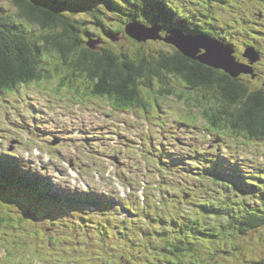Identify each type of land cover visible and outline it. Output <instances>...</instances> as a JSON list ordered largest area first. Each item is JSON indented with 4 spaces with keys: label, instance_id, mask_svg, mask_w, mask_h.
I'll return each instance as SVG.
<instances>
[{
    "label": "rangeland",
    "instance_id": "rangeland-1",
    "mask_svg": "<svg viewBox=\"0 0 264 264\" xmlns=\"http://www.w3.org/2000/svg\"><path fill=\"white\" fill-rule=\"evenodd\" d=\"M155 1L163 3L164 14L168 8H175L188 17H194L195 20H191L195 21L194 24L198 25L201 30H212L213 28L217 32V36L223 40L227 35H231V39H236L234 44L240 48L237 56L242 61L248 62L243 56L247 45H255L262 52L264 59V17L260 16L264 11V0H200L203 5L199 4L198 0ZM84 2H87L86 9L78 6L75 11L69 12V15L76 20L83 21L89 28L90 31H88L91 33L85 36L84 42L86 43H83L86 45L85 47L90 46V41L99 46L102 40L103 46L114 48L113 51L116 54L122 53L129 59L134 57L136 60L147 57L156 48L166 53L174 52L172 48L175 46L166 43L164 36L166 37L167 33L169 36H174L172 32L181 29L179 27L172 29L168 23H161L165 25L163 32L159 28H155L158 17L154 16L156 11L151 6L149 11L139 10L141 14L139 15L134 14V10L130 11L134 0H125V4L128 6L126 8L121 6L122 9L119 11L112 7L104 8L103 5L96 7V3L92 0H84ZM204 3L210 5L211 14L205 9ZM98 7H100L98 11L101 12L104 22L91 14L92 9ZM17 9L13 0H0L1 11L16 13ZM222 12H226V15ZM140 19L145 20V24L149 25L146 27L152 39L145 38L143 42H138L126 34L128 26L139 24L136 21L140 22ZM187 25L185 30L189 32L193 27L190 20ZM139 28L141 27L139 26ZM238 29L241 30L240 37ZM39 31L46 35L57 34L53 30L39 29ZM110 31L118 33V38L115 35L112 36ZM190 35L200 37L202 34L190 32ZM111 37L119 41H114ZM138 54H140L139 57L135 56ZM58 59L60 58L48 56V67L53 71V79L50 81L58 82L57 79L60 75H64L61 67L56 66ZM262 62L264 64V60ZM254 63L256 65V62ZM261 66L264 72V65ZM55 71L59 74L55 75ZM261 82L264 86V81ZM251 88L253 89L255 86L252 85ZM49 89L52 93L57 90H66L68 96L63 98L66 100L72 98L68 87L64 88L53 82L22 86L18 92L13 94L0 92V160L6 158V164L10 162L28 170L22 174L23 176L48 177L57 189L64 192L70 191L69 193L75 194L79 199L84 194H91V190H96L99 194L114 193L115 198L125 203L134 204L133 209L136 208V212L142 214L140 218L135 217L134 213L131 214V218L127 219V222L118 220V226L122 229H127L130 226L133 230L134 222L130 221L134 219L139 222L137 230L141 226L151 230V221L161 219L163 212L168 209H171L172 212L169 218L170 222H176L177 218L175 217L188 222L193 218L192 214L207 211L204 209L207 201L214 202V204L227 202L232 206L236 205L235 195L248 199L247 202L252 200L253 205L261 204L262 206L257 190L246 186L248 180L246 182L238 179L248 178L250 182H255L261 179L259 176H254L257 174L256 171L251 169L243 172V176H240L231 170L228 174L233 180L219 178L212 172L221 169L223 173H227L225 169H229L228 162L230 161L240 167L247 163L252 168L264 172V142L254 139L255 141L248 140V143L245 144L239 140L247 138L244 137L245 134L236 133L234 128H222L221 130L220 125L215 124L217 129L214 131V126L205 124L202 120V113L207 100L203 94L191 93L190 97L196 99V103H192L194 105L190 107L188 100L178 99L173 95L158 98L159 87L155 83L153 88H143L147 108L145 110H148V113L145 110L134 113V107L130 109L127 107L133 112L118 111V117H109L112 108L106 100L99 99L104 108L101 109V112L99 111L100 106L94 102L95 99L86 100L93 107H88V112L85 113L93 116L96 114L108 116L104 126L100 129L97 124L85 123L83 116L79 123L60 122L58 120L60 118L59 108L53 102ZM83 90H86V87ZM221 97L219 94L213 96L216 99L213 103L217 104ZM210 103L212 104V102ZM105 112L109 114H105ZM182 115L190 117L191 123L195 124V127L184 128L185 132L192 136L181 130L177 132L173 130L177 126L176 118H180ZM55 123L62 129H57ZM224 123L223 121L222 124ZM167 128L170 129L166 130ZM164 130L166 131L164 132ZM171 131H173L172 137L165 138ZM218 134L224 135L223 140L226 142L219 147L220 152H217L216 143L211 142L212 139L214 141L218 139L216 136ZM227 135H231V137L226 138ZM110 137L113 140H118L116 145L109 141ZM56 138L60 142L58 141L54 145ZM84 138L89 144L88 148L84 143ZM164 148L166 158L163 159ZM109 155L113 160L106 163L103 156ZM168 156L180 160L183 167L188 165L189 170L194 173L184 175L178 166L167 159ZM182 157H186V160H183ZM196 161L199 163L196 164ZM70 164L75 167L77 176L74 178L68 173L67 166ZM107 164L116 168V172L111 175L110 179L105 175ZM167 164H170V167L174 169H166ZM176 178L177 181L174 180ZM236 180L243 186L244 191H236L238 189ZM11 181L14 182L13 179ZM231 182L234 187L228 190V183ZM21 185L26 186L29 183L22 182ZM207 185L217 186L220 191L217 190L216 194L210 190L207 191L204 187ZM87 187L89 188L87 189ZM9 188L13 190L16 186L8 185L6 187L5 184L0 183V204H7V199L10 198ZM185 192L191 193L192 196L184 198ZM13 194L18 195V192H13ZM11 201L20 206L14 204L11 206L12 210L4 209L12 211V216L15 219L24 217L25 222L17 220L18 227L13 229L6 225L0 226V264H105V258L112 260L110 262L107 259L110 264H166L161 255L164 246L161 238L153 240L151 237L150 245L145 246L139 243V246H134V254L138 256L135 259L111 254V251L104 245V241L117 238L115 229L117 225L109 207L97 204L91 207L87 214L89 206L76 205L75 202L70 207L63 209L52 205L51 207L61 209L58 211L62 215L61 221L45 223L46 217L38 216L34 209L40 207V197L36 192L23 190L20 197L13 196ZM170 202L178 203L180 209H174ZM6 206L4 205V207ZM95 208H98V212L95 216H91L90 214ZM69 214L77 219L76 225L64 224L66 219L63 218ZM51 215L54 216V214ZM88 215L93 220L101 217L103 223L112 222L115 226L109 232H106L104 225L99 227L91 221L88 228L81 227L84 216ZM8 218L9 216H5L6 220ZM48 218H52V216ZM217 220V222H221L223 219L217 217ZM165 226L164 223H159L162 230ZM180 227L183 226H179V229H181ZM15 232L22 233V237L17 236ZM103 232L105 233L102 241ZM216 235L217 237L207 236L208 239L204 245L197 248L195 253L202 261L200 264L206 262L208 258H212L209 264H254L264 258V227L248 235L237 233L228 238H223L222 235L218 236V233ZM125 242L127 245H132L130 237ZM8 252L16 253L17 256L7 260ZM171 257L174 256L171 255ZM102 258H104L103 262ZM176 262L178 261L176 260Z\"/></svg>",
    "mask_w": 264,
    "mask_h": 264
},
{
    "label": "trees",
    "instance_id": "trees-1",
    "mask_svg": "<svg viewBox=\"0 0 264 264\" xmlns=\"http://www.w3.org/2000/svg\"><path fill=\"white\" fill-rule=\"evenodd\" d=\"M13 1L18 8L16 13L0 10V92H13L22 86L53 82L60 84L61 87H68L75 96L81 98L111 97L115 109L134 107L145 110L147 108L143 88H153L154 84L157 83L159 87L158 98L173 95L178 99L188 100V105L193 107L194 104L192 103H196V99L191 98L190 94H203L207 100L202 113L206 123L212 126L220 125L221 130L222 128H234L236 133L245 134L250 139L264 141V86L262 82L258 86L255 85L259 80L264 81V72L256 73L255 77L247 78L248 75H242L234 78L224 70L213 68L185 55L177 47H171L174 50L172 53L159 51L156 48L153 53H149L147 57H142L139 60L134 57L129 59L122 53L116 54L113 51L114 48L105 47L103 43L96 51L88 45L85 47L86 45L83 44L86 43L84 42L85 36L91 33L89 28L85 26L83 21L76 20L69 15V12L75 11L78 6L86 9L87 2L84 0ZM92 1L96 3V6L112 7L116 11L122 9L121 6L124 8L128 6L125 4V0ZM198 2L201 3L200 0ZM133 3L138 13L139 10H150L151 6L156 11L154 16L161 19L158 22L166 21L180 25L174 27H179L181 31L186 33L192 32L212 36L217 34L211 29H208V32L202 31L196 24H192L193 27L188 32L185 30L188 27L187 23L191 19L195 20V18L188 17L175 8H168L164 14L162 2L134 0ZM204 4L208 9L210 5ZM134 5L132 4L133 8ZM99 8H93L91 14L104 22L101 18V12L98 11ZM260 15L264 17V11ZM38 28L40 30H53L57 34L46 35L40 32ZM110 32L112 36L115 35L116 37L117 35L118 38V33ZM239 35L241 36V33ZM225 38L231 39V35H227ZM56 54L61 59H58L56 66L61 67L60 69L64 72V75H60L57 79L58 82L50 81L53 79V71L48 67V56L57 57ZM260 55L263 58L262 52ZM135 56L139 57L140 54ZM57 74L59 73L55 71V75ZM87 85H89V89ZM252 85L255 88L252 89ZM84 86L88 91L78 92V90L84 89ZM217 94L222 97L217 104H214L213 101L216 99L213 96H217ZM145 112L148 113V110ZM223 121L224 124H222ZM218 176L225 179L230 178L228 172L223 173L221 170L218 171ZM5 177H11L13 181L26 182L20 173L10 168L2 169L1 179ZM40 182L44 184L45 189H54L53 184L44 176H40ZM237 186V191H244L243 186ZM248 186L257 190L262 206L261 204L253 205L252 200L247 202L248 199L239 198L238 195H235L236 205L232 206L227 202L214 204V202L207 201L204 207L206 212L199 211L192 214L193 220L182 221L178 225L175 223L173 227L170 225H174V223L169 220L172 212L171 209H168L164 213V219H166L164 232L161 231L162 228L159 225L152 221V231L149 235L152 239L156 237L157 240L161 238L163 241L164 246L161 250L163 261L166 264H200L202 261L195 252L198 247L201 248L204 245L208 239L207 236L217 237L216 234L218 233V236L222 235L223 238H228L237 233L248 235L253 231L262 229L264 227V196L262 197L264 185L259 182H252ZM204 187L207 191L210 190L215 194L217 190L220 191L217 186L207 185ZM54 192L60 193L59 190ZM48 199L47 197L43 200V205L53 203L60 206V203L63 202L58 200V196L53 197L55 200ZM170 204L174 209H180L178 203L170 202ZM4 205L7 206L4 207ZM11 206L12 202L0 204V226L14 224L13 212L3 211L6 210L4 208L11 209ZM5 216H9L8 221ZM173 216L175 217L174 212ZM217 217L223 220L217 222ZM179 226L183 227L179 229ZM130 234L133 245L124 246L121 249L134 253V246H139L141 240L134 236L133 230ZM148 244H151V240ZM211 260L212 258H208L203 264H209ZM254 264H264V258Z\"/></svg>",
    "mask_w": 264,
    "mask_h": 264
},
{
    "label": "water",
    "instance_id": "water-1",
    "mask_svg": "<svg viewBox=\"0 0 264 264\" xmlns=\"http://www.w3.org/2000/svg\"><path fill=\"white\" fill-rule=\"evenodd\" d=\"M139 26L141 28H139ZM162 31V26H155ZM128 34H130L136 40L143 42L145 38L152 37L146 26L139 24H130L127 28ZM174 36L164 38L168 43L174 44L185 55L198 60L204 64L210 65L213 68L224 70L230 76L238 78L242 74H251L256 76L252 67L254 62L261 60V55L255 47H249L244 56L250 59V64L247 65L238 60L236 49L233 45L226 44L216 38L209 37L207 35H201L200 37H194L187 35L180 31H173ZM152 39V38H150ZM89 45L95 49L97 46L91 41ZM203 51H206L205 53Z\"/></svg>",
    "mask_w": 264,
    "mask_h": 264
},
{
    "label": "bare ground",
    "instance_id": "bare-ground-1",
    "mask_svg": "<svg viewBox=\"0 0 264 264\" xmlns=\"http://www.w3.org/2000/svg\"><path fill=\"white\" fill-rule=\"evenodd\" d=\"M116 37H117V35H116ZM56 56L59 57L58 54H56ZM29 86H31V85H29ZM87 88L89 89V85ZM88 89H86V90L80 89V90H78V92L88 91ZM49 90H50V94L52 95L53 102L59 108L60 118L58 120L60 122L68 121L69 123H79L82 121V116H83L85 118V123L97 124V126L100 127V129H101V127L104 126L106 120L108 119V116H106V115L96 114V116H93L89 113H85L88 109L87 104L85 103L86 100H89V99H87L88 97L84 98L85 99L84 101L79 99L77 102L73 103L71 101L73 98V95H72L73 91L70 90L71 91L70 95L72 98L70 100H66L63 98V97L68 96L66 93V90H62V91L57 90L53 93L51 92V89H49ZM98 97L106 100L109 103L114 102L113 98H111V97L110 98L102 97V96H98ZM94 102H96L99 106H101L100 107L101 109H104L102 107L103 104H101L102 101H100L99 99H95ZM96 105H94V106L96 107ZM118 116H119V112L116 109H112L109 117H118ZM55 126L57 127V129H62V128H60V126H57L56 123H55ZM174 180L177 181V178ZM239 180L246 181L245 179H242V178H240ZM256 182H259L261 185H264V181L262 179L256 180L254 183H256ZM247 183H248V185H251V183H249V181ZM248 185H246V186H248Z\"/></svg>",
    "mask_w": 264,
    "mask_h": 264
},
{
    "label": "flooded vegetation",
    "instance_id": "flooded-vegetation-1",
    "mask_svg": "<svg viewBox=\"0 0 264 264\" xmlns=\"http://www.w3.org/2000/svg\"><path fill=\"white\" fill-rule=\"evenodd\" d=\"M255 68L257 69V65L255 66ZM259 78H260V77H259ZM259 78H258V79H259ZM260 82H261V80H259V81L257 82L258 85L260 84ZM258 85H257V86H258Z\"/></svg>",
    "mask_w": 264,
    "mask_h": 264
}]
</instances>
